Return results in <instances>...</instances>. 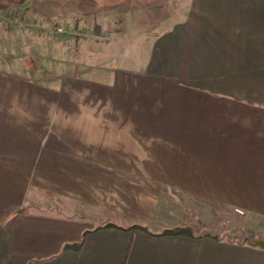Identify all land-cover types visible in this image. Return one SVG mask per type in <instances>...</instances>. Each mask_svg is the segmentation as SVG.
Masks as SVG:
<instances>
[{
	"label": "crops",
	"instance_id": "0c3cea01",
	"mask_svg": "<svg viewBox=\"0 0 264 264\" xmlns=\"http://www.w3.org/2000/svg\"><path fill=\"white\" fill-rule=\"evenodd\" d=\"M146 1L0 56V264H264V0Z\"/></svg>",
	"mask_w": 264,
	"mask_h": 264
},
{
	"label": "rangeland",
	"instance_id": "374dc122",
	"mask_svg": "<svg viewBox=\"0 0 264 264\" xmlns=\"http://www.w3.org/2000/svg\"><path fill=\"white\" fill-rule=\"evenodd\" d=\"M85 1L84 4L79 0L77 2L76 0H23L21 2L0 0V5L2 4L0 7V42L2 43H0V56L15 58L21 56L30 59V56H25L28 55L26 47L30 44L28 42L32 35H35V30H33L35 25L49 28L51 31L47 30V32L54 38L71 35L75 37V40L79 37L91 39L95 35H114L120 38L130 33L132 26L123 11L128 0L117 1L119 5L115 4L119 9L114 6L110 8L105 4V1L110 0H100V3L95 0ZM146 2L140 4L145 17L151 24L164 17L177 3L176 0H148ZM57 27H61L62 31H57ZM42 28L39 27L37 30L42 32ZM16 41H21L24 45L19 47ZM182 201L184 216L190 227L194 226L196 231L202 230L200 227L202 221L207 226L230 225L222 209L207 207L191 199H182ZM235 212L240 216L235 220L239 223L243 217L240 212ZM231 226L239 228L234 222Z\"/></svg>",
	"mask_w": 264,
	"mask_h": 264
},
{
	"label": "built area",
	"instance_id": "2783aa9c",
	"mask_svg": "<svg viewBox=\"0 0 264 264\" xmlns=\"http://www.w3.org/2000/svg\"><path fill=\"white\" fill-rule=\"evenodd\" d=\"M57 31H62V28L61 27H57ZM236 211H238V212H242L241 210H239V209H236Z\"/></svg>",
	"mask_w": 264,
	"mask_h": 264
},
{
	"label": "trees",
	"instance_id": "16d2710c",
	"mask_svg": "<svg viewBox=\"0 0 264 264\" xmlns=\"http://www.w3.org/2000/svg\"><path fill=\"white\" fill-rule=\"evenodd\" d=\"M95 1H97V2H99V3L101 2L100 0H95ZM76 2H77V0H76ZM79 2H81V3H84V4H85V2H86V1H85V0H79ZM97 4H98V3H97Z\"/></svg>",
	"mask_w": 264,
	"mask_h": 264
}]
</instances>
